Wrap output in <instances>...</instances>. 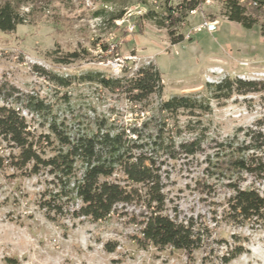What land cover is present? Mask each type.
<instances>
[{
  "label": "rangeland",
  "instance_id": "obj_1",
  "mask_svg": "<svg viewBox=\"0 0 264 264\" xmlns=\"http://www.w3.org/2000/svg\"><path fill=\"white\" fill-rule=\"evenodd\" d=\"M25 1L19 7L25 23L11 33L0 32V86L13 87L21 98L28 95L46 106L42 113L15 106L35 139L48 134L47 124L52 120L71 133L87 132L100 119L114 128L138 124L155 114L160 101L173 96L205 98L210 107L207 114H197L196 118L179 112L175 120H166L170 127H178L179 140L203 132L207 141H221L238 128L264 121V94H234L228 100H214L207 88L224 78L264 81L263 17L246 30L222 16L223 0H205L172 29L174 37L183 38L172 45L165 29L137 18L149 9L160 18L162 0L130 5L124 19L115 25L123 23L127 15L132 17L117 28L93 17L102 8L99 0ZM177 2L172 0L171 6ZM210 21L218 24L215 33L197 31ZM131 25L132 33L127 29ZM69 53H79L82 58L68 66L54 63ZM117 60L123 61L121 73H114L111 67ZM148 64L158 69L163 91L139 104L121 93L79 81L86 73L130 78ZM33 65L56 77H68L70 86L62 88L50 82L35 72ZM13 100L7 104L13 105ZM46 151L49 155V149ZM9 152L3 145L0 155ZM210 153L206 150L205 154L174 161L161 158L165 213L172 216L176 210L179 219L193 218L207 236L191 258L182 251L138 247L134 238L139 236V227L131 222L138 213L136 207L119 206L99 222L67 218L48 221L37 203L49 187L50 177L45 173L25 177L5 169L0 170V264H221L222 257L238 246L243 254L228 264H264V225L235 226L228 222L225 214L230 192L222 182L204 174L205 155ZM249 184L247 179L242 187Z\"/></svg>",
  "mask_w": 264,
  "mask_h": 264
},
{
  "label": "trees",
  "instance_id": "obj_2",
  "mask_svg": "<svg viewBox=\"0 0 264 264\" xmlns=\"http://www.w3.org/2000/svg\"><path fill=\"white\" fill-rule=\"evenodd\" d=\"M102 8L93 17L117 28L115 22L123 20L130 5H146V0H99ZM158 1V0H157ZM205 0H162L160 18L148 10L138 19L152 22L165 29L169 42L176 45L182 36L174 37L172 30L190 12H195ZM25 0H0V32L11 33L25 23L19 11ZM222 16L243 29H252L258 18H264V0H223ZM111 6L108 10L105 7ZM262 28V27H261ZM264 34V32H262ZM104 51L106 47L102 48ZM79 53L65 54L54 59L60 66L80 60ZM41 73L59 87L70 86L68 77H56L35 65ZM80 82L94 83L111 92L125 95L133 104H139L155 93H162L163 85L157 68L148 64L130 77L110 78L97 73H86ZM211 99L228 100L232 95L264 94V81H245L224 78L216 85H207ZM14 99V100H13ZM13 100V105L7 104ZM0 150L5 145L10 152L0 155V170L11 169L21 176L31 177L45 173L50 177L48 188L40 194L38 207L48 221L87 219L105 221L119 206L136 207L138 213L131 222L139 227L134 242L141 249L182 251L187 257L200 250L207 237L193 218L179 219L178 212L166 214L161 166L164 160H177L205 154L204 174L208 179L222 182L230 192L226 217L238 226L244 223L264 225V121L238 128L231 137L221 141L204 138L198 132L189 140H179L175 120L179 112L190 117L207 114L209 100L197 96H173L160 101L156 112L141 123L114 128L105 119L95 120L87 132L71 133L61 129L55 120L47 124V135L36 139L28 131L25 119L15 106H24L30 113L45 112L46 106L28 95L22 98L13 87L0 86ZM55 144V147H54ZM49 149V155L46 153ZM120 176L121 180L111 178ZM250 180L249 186L243 188ZM204 189L208 186L203 184ZM108 248V247H106ZM108 252H112L109 249ZM243 254L242 247H234L221 264H228Z\"/></svg>",
  "mask_w": 264,
  "mask_h": 264
},
{
  "label": "built area",
  "instance_id": "obj_3",
  "mask_svg": "<svg viewBox=\"0 0 264 264\" xmlns=\"http://www.w3.org/2000/svg\"><path fill=\"white\" fill-rule=\"evenodd\" d=\"M141 13H142L141 11L137 12L138 15H141ZM190 13H193V12H190ZM131 17L132 15H127V19ZM127 19H125V21ZM123 23H119L117 27H121ZM217 26H218L217 22H214V21L204 22L201 26L198 27L197 31L206 30L209 34H213L217 31ZM127 29L130 33H132L134 30V25L128 26ZM128 60H131V58H129ZM121 64H123V61H119V60L115 61L114 64H111V67L114 73H121V70H120Z\"/></svg>",
  "mask_w": 264,
  "mask_h": 264
}]
</instances>
